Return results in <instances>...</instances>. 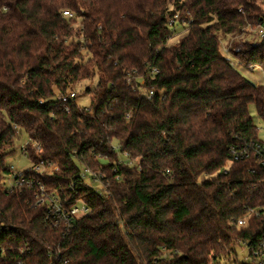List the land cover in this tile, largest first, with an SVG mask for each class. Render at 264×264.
<instances>
[{"label":"trees","instance_id":"1","mask_svg":"<svg viewBox=\"0 0 264 264\" xmlns=\"http://www.w3.org/2000/svg\"><path fill=\"white\" fill-rule=\"evenodd\" d=\"M263 22L257 0H0V264H244L237 249L264 243V170L230 149L260 140L264 85L222 42L264 70V40L240 39ZM93 81L90 107L59 101ZM23 135L33 165L58 167L43 185L89 207L70 229L34 190L5 191Z\"/></svg>","mask_w":264,"mask_h":264},{"label":"built area","instance_id":"2","mask_svg":"<svg viewBox=\"0 0 264 264\" xmlns=\"http://www.w3.org/2000/svg\"><path fill=\"white\" fill-rule=\"evenodd\" d=\"M64 16L72 17L68 12L64 13ZM178 19V17H175ZM177 21H171L170 26H174ZM249 33L256 34L260 41L264 40V22L257 25H249L246 28ZM224 54L230 56L229 47L223 46L222 48ZM251 72L260 71L262 84L264 85V70L257 66H251L248 68ZM157 73L158 71H154ZM154 94L151 92L149 94V99L153 98ZM77 99L76 93H70L68 95H62L59 97V101L63 104H68L72 100ZM89 111L88 109H86ZM69 110H67L68 112ZM237 139V138H236ZM39 149V147L37 148ZM113 151L118 155L119 163H125L128 166L132 165L131 160L128 159V155H122L119 147L116 145L112 146ZM23 154L26 153V147L22 149ZM230 155L234 161H245L252 159L264 170V142L259 141H242L239 146H234L230 149ZM58 167L52 162H41L33 165L31 173H22L17 171L14 167H10V174L4 179V188L6 193H11L13 190L17 189H29L34 190L37 195V206L46 208V221L55 229H60L61 227L70 229L77 219H80L90 212L89 207L83 202L82 199L76 201H71L68 198H64L62 194L58 191H49L42 182V178L45 175L57 172ZM79 178L85 183L90 182L91 185L96 187L95 192L100 198H109V194L103 185L102 174H98L87 167H82L79 172ZM255 214L259 216L258 212L250 211L249 215ZM247 223L246 219L239 220V226H245ZM242 248V247H241ZM247 251V255L242 261L244 264H264V243L261 247L249 254L247 248L243 246Z\"/></svg>","mask_w":264,"mask_h":264},{"label":"rangeland","instance_id":"3","mask_svg":"<svg viewBox=\"0 0 264 264\" xmlns=\"http://www.w3.org/2000/svg\"><path fill=\"white\" fill-rule=\"evenodd\" d=\"M257 3L261 5V7L264 9V0H257ZM186 28H178L177 34L175 35L174 39L171 41L172 43L177 41L180 37H182L185 33ZM246 31V29H245ZM247 32V31H246ZM240 39H246L249 40L252 43H258L260 39L257 37L256 34L253 33H245ZM231 41V39H224L222 42L223 46L228 47V43ZM224 53V52H223ZM227 56V54H224ZM228 58L231 61V64L249 81L254 83L255 85H261L262 78L260 71L251 72L249 69L241 66L237 60H235L233 57L228 56ZM96 85V81L90 82L89 84H84L82 87L78 88L77 90V104L80 107L88 108L90 107V99L87 94H85L84 90L85 87L94 88ZM250 114L252 116L254 125L258 128L259 131V139L264 142V123L260 120V118L257 115V112L255 110L254 106L250 107ZM28 139L25 135L20 137V140H18L15 143V147L13 149V152H11L6 157V165L8 167H14L17 171L26 173L30 171L33 167V163L31 160L23 154V148L27 147ZM117 147V145H116ZM87 185L91 186L93 189H96L94 185H91L89 181L86 182ZM238 259L243 260L244 257L247 255V251L242 247L238 248Z\"/></svg>","mask_w":264,"mask_h":264}]
</instances>
